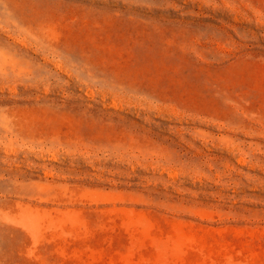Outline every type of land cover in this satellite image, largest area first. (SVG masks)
I'll return each instance as SVG.
<instances>
[{
	"label": "rangeland",
	"instance_id": "rangeland-1",
	"mask_svg": "<svg viewBox=\"0 0 264 264\" xmlns=\"http://www.w3.org/2000/svg\"><path fill=\"white\" fill-rule=\"evenodd\" d=\"M0 264H264V0H0Z\"/></svg>",
	"mask_w": 264,
	"mask_h": 264
}]
</instances>
